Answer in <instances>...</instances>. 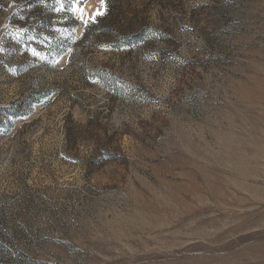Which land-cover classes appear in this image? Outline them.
<instances>
[{"label": "rangeland", "instance_id": "obj_1", "mask_svg": "<svg viewBox=\"0 0 264 264\" xmlns=\"http://www.w3.org/2000/svg\"><path fill=\"white\" fill-rule=\"evenodd\" d=\"M26 1L0 0V264H264V0H128L121 49L82 39L105 0L38 39Z\"/></svg>", "mask_w": 264, "mask_h": 264}, {"label": "trees", "instance_id": "obj_2", "mask_svg": "<svg viewBox=\"0 0 264 264\" xmlns=\"http://www.w3.org/2000/svg\"><path fill=\"white\" fill-rule=\"evenodd\" d=\"M53 1L55 0H27L25 5L27 12L21 13V19L16 22L26 26V32L32 33L38 39L40 35L50 32L53 27V20L50 17L52 13H49L50 16L46 15ZM86 1L60 0L64 6V15L68 18L70 15L67 12L74 4L83 5ZM126 1L128 0H105L104 12L88 19L83 24L82 39L95 35L97 39L103 40V43L108 47L114 49L127 47L130 44L128 41L130 37L139 35L144 23L137 21V15L133 13L136 12V9L123 10L121 8ZM128 3L131 5L132 0ZM79 43L71 46V56L75 55Z\"/></svg>", "mask_w": 264, "mask_h": 264}, {"label": "bare ground", "instance_id": "obj_3", "mask_svg": "<svg viewBox=\"0 0 264 264\" xmlns=\"http://www.w3.org/2000/svg\"><path fill=\"white\" fill-rule=\"evenodd\" d=\"M94 5V4H93ZM92 8V3H90L88 6H87V11L90 10Z\"/></svg>", "mask_w": 264, "mask_h": 264}, {"label": "snow or ice", "instance_id": "obj_4", "mask_svg": "<svg viewBox=\"0 0 264 264\" xmlns=\"http://www.w3.org/2000/svg\"><path fill=\"white\" fill-rule=\"evenodd\" d=\"M78 2H79V0H78Z\"/></svg>", "mask_w": 264, "mask_h": 264}]
</instances>
